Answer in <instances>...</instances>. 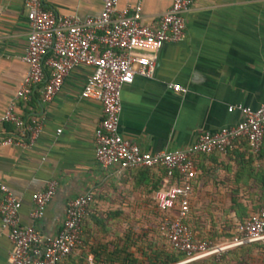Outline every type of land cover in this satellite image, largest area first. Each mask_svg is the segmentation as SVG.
Segmentation results:
<instances>
[{
    "label": "crops",
    "instance_id": "1",
    "mask_svg": "<svg viewBox=\"0 0 264 264\" xmlns=\"http://www.w3.org/2000/svg\"><path fill=\"white\" fill-rule=\"evenodd\" d=\"M136 1L116 0V9ZM170 2L140 0L139 23L154 29ZM42 7L82 19L98 14L101 0H42ZM26 32L21 2L0 0V115L26 71L19 60ZM88 72L85 67L73 69L45 105L38 102L36 92L30 100L14 103L16 115L41 118L42 126L30 148L0 144V184L19 201L20 225L32 226L45 236L60 229L67 200L90 194L81 246L61 264H87L88 260L160 264L171 254L159 235V214L153 203L164 172L161 168L118 172L96 165L92 137L100 108L78 95ZM168 83L184 92L168 90ZM263 102L264 0H193L184 15L182 39L165 43L156 52L152 78L134 76L131 84L120 89L117 132L142 151L179 150L199 132L238 122L240 114L227 112V107L255 109ZM11 129L0 123V135ZM192 167L194 178L182 223L195 237L221 244L264 202V133L256 155L238 140L223 154L193 156ZM47 180L56 182L55 192L42 217L30 220V197ZM8 252L0 231V264H6ZM211 258L210 264H264V246L247 244Z\"/></svg>",
    "mask_w": 264,
    "mask_h": 264
},
{
    "label": "built area",
    "instance_id": "2",
    "mask_svg": "<svg viewBox=\"0 0 264 264\" xmlns=\"http://www.w3.org/2000/svg\"><path fill=\"white\" fill-rule=\"evenodd\" d=\"M25 9L26 38L20 62L26 71L0 115V123L11 126V132L0 135V144L27 149L33 146L42 126L41 118H21L14 113V103L26 102L36 92L41 105L49 103L59 92L63 80L77 67L89 72L79 90L81 99L95 102L100 120L93 130V158L101 169L118 172L132 169L161 168L164 179L153 193L159 214L157 229L168 248L182 256L176 264L200 261L247 244L264 246V202L235 227L234 235L221 244H212L195 237L182 220L194 178L192 157L223 154L243 140L252 155L259 151L264 133V102L255 109L241 105L229 106L240 114L238 122L213 132H199L193 142L179 150L142 151L117 132L120 109L119 92L131 84L134 76L151 79L155 54L165 43L179 42L184 33V15L193 0H171L159 16L154 29L139 23V3L116 9V0H101L97 15L82 19L60 15L42 7V0H19ZM168 90L184 92L168 83ZM58 133V130L56 131ZM175 183L168 185V179ZM56 182L47 180L42 190L30 197V220H39L51 200ZM84 193L67 200L60 229L45 236L32 226L18 221L19 201L0 184V231L9 244L6 264H60L80 244V222L90 203ZM87 264H97L88 260Z\"/></svg>",
    "mask_w": 264,
    "mask_h": 264
},
{
    "label": "trees",
    "instance_id": "3",
    "mask_svg": "<svg viewBox=\"0 0 264 264\" xmlns=\"http://www.w3.org/2000/svg\"><path fill=\"white\" fill-rule=\"evenodd\" d=\"M151 169V168H150ZM164 174V173H163ZM160 186L158 185L157 188H155L154 191H156ZM86 216V214H85ZM84 216V217H85ZM84 217L82 218L81 222H80V228L82 227V221L84 219ZM81 243H82V232H81V236H80V244L78 245V247L81 246ZM182 259V256L180 254H176L174 252L171 251V254L168 256V258L164 261V262H161L160 264H172V263H176V262H179L180 260ZM210 259H212L211 257H208V258H205V259H202L200 261H196V262H191V263H187V264H198L199 262H203V261H207L209 264L211 263ZM155 260V259H154ZM156 261V260H155ZM61 264V263H60ZM150 264H156V263H152L150 262Z\"/></svg>",
    "mask_w": 264,
    "mask_h": 264
}]
</instances>
